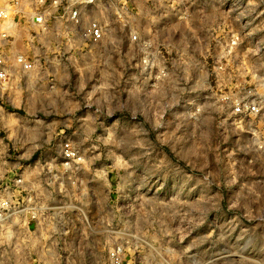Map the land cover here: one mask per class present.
<instances>
[{"label":"rangeland","instance_id":"rangeland-1","mask_svg":"<svg viewBox=\"0 0 264 264\" xmlns=\"http://www.w3.org/2000/svg\"><path fill=\"white\" fill-rule=\"evenodd\" d=\"M96 16L100 44H15L34 67L0 86V264H264V0Z\"/></svg>","mask_w":264,"mask_h":264},{"label":"built area","instance_id":"built-area-1","mask_svg":"<svg viewBox=\"0 0 264 264\" xmlns=\"http://www.w3.org/2000/svg\"><path fill=\"white\" fill-rule=\"evenodd\" d=\"M100 2L101 0H0V86L9 83L16 73L33 69V60L14 49L30 26L43 30L66 27L77 39L87 44H100L105 38L103 23L96 16ZM5 41L10 42L9 47L3 45ZM249 111L264 115V111L261 112L256 106L249 108Z\"/></svg>","mask_w":264,"mask_h":264}]
</instances>
